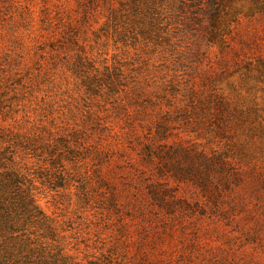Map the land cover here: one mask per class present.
<instances>
[{"label": "rangeland", "instance_id": "374dc122", "mask_svg": "<svg viewBox=\"0 0 264 264\" xmlns=\"http://www.w3.org/2000/svg\"><path fill=\"white\" fill-rule=\"evenodd\" d=\"M1 163L0 264H264V0H0Z\"/></svg>", "mask_w": 264, "mask_h": 264}, {"label": "trees", "instance_id": "16d2710c", "mask_svg": "<svg viewBox=\"0 0 264 264\" xmlns=\"http://www.w3.org/2000/svg\"><path fill=\"white\" fill-rule=\"evenodd\" d=\"M186 155V158L189 160L190 164H188L190 166V168L188 170L192 171L191 168H194L195 170V167H194V158L191 154H189L188 152L185 153ZM211 159L212 161V158H204V163H205V166H210V163H209V160ZM200 161V159H198ZM214 160H216V163L218 165H221V164H224L225 162H222V157L218 156V155H215V157H213V162ZM225 161V160H224ZM215 163V164H216ZM211 164H214V163H211ZM1 167L3 168H6L3 166V164L1 163L0 164ZM184 169L181 167H177V170H176V174H180L177 176L178 179H181L182 178V171ZM21 181L19 179V175L17 172L15 171H8L6 172L5 174H1V177H0V210L1 209H4V213L6 214V219L4 220H1L0 221V227L1 225H3L5 222H7V224L13 219L14 215H18L20 214V211H24L26 209V204L23 203L24 199H21L20 201L16 202L17 200V197L20 195L19 193H22V192H25L26 190H23L21 189ZM10 188H14V190H10ZM10 191L12 192H15L16 194H14V196H9V193ZM27 196H30V195H27ZM31 198V199H30ZM29 198V201L30 202H33L32 200V197ZM7 199H9L8 201V205H5ZM18 203L17 206L14 205V203ZM5 205V206H4ZM10 205V208L8 209V206ZM14 213L13 216H11V214ZM1 217V215H0Z\"/></svg>", "mask_w": 264, "mask_h": 264}]
</instances>
